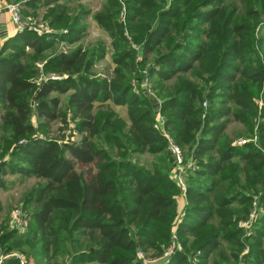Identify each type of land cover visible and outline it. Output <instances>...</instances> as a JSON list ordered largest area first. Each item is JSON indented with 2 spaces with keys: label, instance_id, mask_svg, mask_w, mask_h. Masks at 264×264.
I'll use <instances>...</instances> for the list:
<instances>
[{
  "label": "trees",
  "instance_id": "obj_1",
  "mask_svg": "<svg viewBox=\"0 0 264 264\" xmlns=\"http://www.w3.org/2000/svg\"><path fill=\"white\" fill-rule=\"evenodd\" d=\"M16 2L26 15L48 7L50 26L68 32L19 31L0 49V186L7 174L44 181L24 197L26 234L1 226L4 251L23 247L35 264H142L138 251L162 256L176 228L181 248L150 264H264V209L251 232L239 225L264 208V0H106L94 20L113 40L111 77L93 70L103 44L56 48L87 29L84 8L68 15L77 0ZM58 120L80 139L51 137ZM233 123L258 140L235 143ZM167 135L195 165L183 214Z\"/></svg>",
  "mask_w": 264,
  "mask_h": 264
},
{
  "label": "rangeland",
  "instance_id": "obj_2",
  "mask_svg": "<svg viewBox=\"0 0 264 264\" xmlns=\"http://www.w3.org/2000/svg\"><path fill=\"white\" fill-rule=\"evenodd\" d=\"M11 2H16V0H12ZM105 3H106V0H77V2L68 4L67 5L68 15H72L73 17L77 15H81V11L83 10V8L84 10L88 11V14H85L82 20V22L84 23L87 29L84 32L83 37L79 41L75 42L74 44H67L64 42H59L56 44L57 45L56 48L59 50L62 49L64 51H70V50L75 49L78 46H82L85 49H91L93 47L103 44L107 48L108 51L106 55L96 63L93 70L94 72H96L98 75L102 77H111L113 74L114 67H115V64L113 62V52L111 51V43L113 40L103 28L97 25L96 21L94 20V14L101 12L104 8ZM47 8L48 7L46 6H41L38 9V12L35 16L31 14L26 15L25 12L31 13L32 9L23 8V15L27 18H34L39 23H43V22L48 23L47 19L45 18ZM121 18L122 20H125L124 17H121ZM48 25H49V28H52L53 30H56L59 32H62L63 30H67L65 28L55 29L51 27L49 23ZM47 34H50V33H47ZM52 51L53 50H49L47 53L50 54L52 53ZM52 75L53 74H51L50 76ZM146 78H149V77L147 76ZM136 82H139V78H136ZM145 83H143V85L147 86ZM148 86L150 87L152 92L149 93L147 91V93L149 96L153 98L155 107L158 109V104L159 102H161V98H160L161 95H158L157 92L154 90V87L156 86L155 80L152 78H149ZM62 100H63V104L66 105L68 101V96L67 95L62 96ZM262 105H263V102L260 101V109ZM205 107H207V105ZM71 117H72V112L68 111V118H71ZM74 125L75 124L73 123L72 120H70V123L68 126L65 124H62L60 120L55 121L52 124V128L49 134L53 138H59L62 140H68V139L79 140L80 139L79 134L73 131L72 127H74ZM255 129H257V127H255ZM227 133L229 134L230 137L235 139V143H237L240 139H245L247 141L258 140L257 135L252 136L251 133L246 129V127L241 123H233L229 125L227 129ZM137 160L142 164H146L152 160V156L140 155V156H137ZM2 179L3 181H5L4 182L5 185L0 186V228L2 225H5L9 229L10 228L13 229L12 223H11V217H12L13 211L17 209L18 207H22L24 211L27 214H29L31 210L27 207L25 208L24 197L28 192L32 190L33 187L37 186L39 183H43L44 181L36 178L35 176H25L24 177V176L15 175V174H7L6 176H2ZM263 209L264 208L262 207V212H263ZM260 210L257 211V213H259ZM20 234L21 235L26 234V232L20 233ZM4 250L6 249L0 245V253H7ZM12 250L22 251L23 247L22 248H18V247L12 248L8 250V252ZM23 252H24L23 254H25L27 259L29 260V263L35 264L34 257H31V256L29 257V254H27L25 251Z\"/></svg>",
  "mask_w": 264,
  "mask_h": 264
},
{
  "label": "built area",
  "instance_id": "obj_3",
  "mask_svg": "<svg viewBox=\"0 0 264 264\" xmlns=\"http://www.w3.org/2000/svg\"><path fill=\"white\" fill-rule=\"evenodd\" d=\"M4 12H8L12 18V21L16 25V28L18 31H24V30H30L37 32L39 34H47V33H56L59 31L53 30L52 28H49L48 23L43 22L39 23L34 18H27L23 15V7L19 2H11V1H5L4 3H0V22H1V15ZM121 17L125 18V11L121 13ZM64 32H68L67 30H64ZM2 45L0 44V49ZM52 78L58 79L61 78L58 75L53 74L51 76ZM146 82V83H145ZM145 84L147 85L146 91L151 93V89L148 86L149 78H145ZM262 101V100H261ZM204 105H207V102L204 103ZM162 116L159 114L158 121L162 123ZM169 144L168 149L171 152L172 156L175 159V169L173 171V177L178 183V185L182 188V193H185L186 191V169L189 167H195L193 162H190L188 165L185 164V153L182 147L170 136L167 135ZM247 140L240 139L237 143L238 144H244ZM261 209V210H260ZM262 211V208L255 207V209L252 211L248 219H245L240 222V226L243 227L247 233L251 232L252 230V224L256 218V216L260 213H257V211ZM181 220H179L180 222ZM11 223L12 228L16 229L20 233H24L28 230L29 224H30V218L28 214L24 211L22 207H18L15 209L12 213L11 217ZM173 239L174 243L169 247V249L160 257H150L142 250L138 251V259L143 262V264H150L157 261L165 260L169 261L171 255L174 253L175 249L181 248L180 243L177 241V231L176 228L173 232ZM24 252L21 250H12L7 253H0V264H2L6 259L13 258L18 261L19 264H30L29 260L23 254Z\"/></svg>",
  "mask_w": 264,
  "mask_h": 264
},
{
  "label": "crops",
  "instance_id": "obj_4",
  "mask_svg": "<svg viewBox=\"0 0 264 264\" xmlns=\"http://www.w3.org/2000/svg\"><path fill=\"white\" fill-rule=\"evenodd\" d=\"M5 1L6 0H0V3H4ZM7 1H12V0H7ZM20 1L25 2L27 0H20ZM17 32L19 31L17 30L16 25L12 21L10 14L8 12H4L1 15V22H0V44L3 45V43L8 38L14 36ZM159 107H160V102L158 104V109H157V118L159 117L160 114ZM178 201H179L180 212L182 213L184 210V206L186 204L185 193H182L181 196H179Z\"/></svg>",
  "mask_w": 264,
  "mask_h": 264
}]
</instances>
